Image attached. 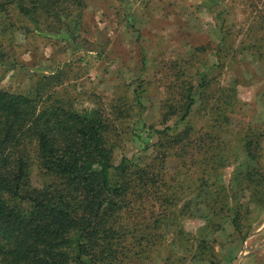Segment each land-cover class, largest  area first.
Instances as JSON below:
<instances>
[{"label":"rangeland","instance_id":"obj_1","mask_svg":"<svg viewBox=\"0 0 264 264\" xmlns=\"http://www.w3.org/2000/svg\"><path fill=\"white\" fill-rule=\"evenodd\" d=\"M78 11L60 33L0 12V89L105 112L114 164L153 163L154 188L126 197L107 233L117 262L264 264V0H82ZM28 178L53 182L36 159Z\"/></svg>","mask_w":264,"mask_h":264},{"label":"trees","instance_id":"obj_2","mask_svg":"<svg viewBox=\"0 0 264 264\" xmlns=\"http://www.w3.org/2000/svg\"><path fill=\"white\" fill-rule=\"evenodd\" d=\"M81 6L82 0H0V12L14 10L35 30L54 33L69 30ZM59 102L45 107L39 93L0 89V264H119L107 235L114 215L137 190L148 196L159 175L153 163L133 173L125 157L114 164L105 112ZM192 103V96L182 103V118ZM34 159L52 183L30 185ZM111 170L120 175L117 183Z\"/></svg>","mask_w":264,"mask_h":264}]
</instances>
